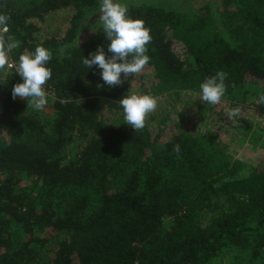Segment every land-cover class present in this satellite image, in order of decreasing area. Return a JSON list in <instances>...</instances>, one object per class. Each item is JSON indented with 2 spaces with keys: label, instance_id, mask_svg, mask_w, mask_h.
I'll return each instance as SVG.
<instances>
[{
  "label": "trees",
  "instance_id": "obj_1",
  "mask_svg": "<svg viewBox=\"0 0 264 264\" xmlns=\"http://www.w3.org/2000/svg\"><path fill=\"white\" fill-rule=\"evenodd\" d=\"M100 1L0 0V14L11 17L5 35L20 41L10 60L37 46L52 53L44 87L54 111L43 122L12 99L22 82L15 71L0 72V264H264V156L247 171L191 132L189 113L171 124L156 113L135 132L119 105L145 75L156 93L199 94L220 70L226 101L259 100L264 0H217L216 14L128 3V15L150 29V61L111 88H97L101 70L82 63L98 46L107 52L101 25L80 37ZM213 108L211 123H230ZM214 207L204 225L202 213Z\"/></svg>",
  "mask_w": 264,
  "mask_h": 264
},
{
  "label": "clouds",
  "instance_id": "obj_2",
  "mask_svg": "<svg viewBox=\"0 0 264 264\" xmlns=\"http://www.w3.org/2000/svg\"><path fill=\"white\" fill-rule=\"evenodd\" d=\"M10 16L0 14V72L14 69L22 82L13 85L11 97L13 100L20 98L27 101V107L34 110H42L48 104V94L45 85L52 77V72L47 64L52 59L50 50L43 46H37L34 52H24L19 55L18 61L10 63V54L20 47V41L14 37L6 36ZM99 24L105 35L107 52L104 46H98L95 52L89 53L88 58L82 57V63L86 69L93 66L99 68L103 85L97 84V88L108 86L118 87L124 79L130 75H138L143 72L150 61L146 54L147 45L151 43L150 29L145 27L144 21L132 19L128 15V7L117 0H101L98 12ZM61 52L63 50L61 49ZM228 73L220 70L214 75L205 78L199 85V98L210 105H218L225 95V80ZM67 100H60L66 104ZM257 104L264 105V95L259 97ZM119 105L123 110V123L134 131L144 129L146 118L156 111L157 98L150 94H131L119 99ZM229 119L240 115V108L225 109ZM173 151L180 152L179 144L173 145Z\"/></svg>",
  "mask_w": 264,
  "mask_h": 264
},
{
  "label": "rangeland",
  "instance_id": "obj_3",
  "mask_svg": "<svg viewBox=\"0 0 264 264\" xmlns=\"http://www.w3.org/2000/svg\"><path fill=\"white\" fill-rule=\"evenodd\" d=\"M117 2L125 5L128 3H150L161 7H167V9L170 7L178 12L184 13H199L203 9L209 8L211 13L216 14L219 9L217 0H117ZM170 4L174 6H169ZM99 5L100 3L85 13L80 35L82 39L87 40L96 32L98 26H100L98 20ZM60 16L61 20H65L66 14ZM54 24L66 26V23L62 21ZM6 70L8 69L6 68ZM146 76L147 75L140 81H135L133 91L131 92V94L144 95L145 92L141 89L145 88L148 89L147 92L150 90L151 93H154L152 96L157 98L158 107L155 112L148 115L146 122L151 118H155L156 113L158 114L159 112L164 115H169L170 121L168 124L183 122L185 116L189 113V115L193 117L192 121L189 123L191 132L210 140L209 146L224 147L226 154L232 161L241 162L247 171L255 169L260 165L259 160L264 156V105L257 104L258 99L252 95L253 93H250L243 103L240 101H237L239 103L226 101L223 96L221 98V103L215 106L202 102L200 98L197 97L199 96L198 93L188 91H174L170 94L166 93L165 95L160 92L156 93L154 87L151 86L152 80L149 77L150 81L147 82L145 78L148 76ZM139 87L141 89H139ZM262 90L264 91V88ZM213 106L216 107L215 109L213 108V111L216 109H223L225 111V109L239 107L240 115L229 119V124L225 119H222L219 123H211L209 114H211ZM34 111L42 118L43 122L50 121L52 113L54 112L52 102L49 101L42 110ZM210 131L213 132L214 135H211ZM77 143L78 139H75L69 152L74 150ZM215 202L217 203V201ZM218 212V207L204 211L202 213L201 222L207 225L214 214Z\"/></svg>",
  "mask_w": 264,
  "mask_h": 264
},
{
  "label": "built area",
  "instance_id": "obj_4",
  "mask_svg": "<svg viewBox=\"0 0 264 264\" xmlns=\"http://www.w3.org/2000/svg\"><path fill=\"white\" fill-rule=\"evenodd\" d=\"M12 61L10 60V63H11ZM8 70H14V69H8Z\"/></svg>",
  "mask_w": 264,
  "mask_h": 264
}]
</instances>
